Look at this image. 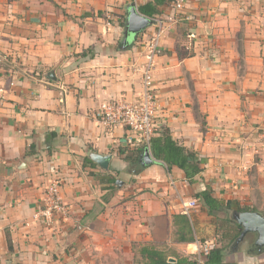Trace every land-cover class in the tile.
<instances>
[{
  "label": "crops",
  "instance_id": "obj_1",
  "mask_svg": "<svg viewBox=\"0 0 264 264\" xmlns=\"http://www.w3.org/2000/svg\"><path fill=\"white\" fill-rule=\"evenodd\" d=\"M149 1L0 0V264H144L143 245L168 250L171 261L199 254V239H178L174 216L207 187L232 202L230 219L232 210L264 214V152L256 151L264 127V0L161 7L158 123L199 153L202 172L193 183L154 156L143 167L149 147L130 163L141 135L106 128L99 115L104 103L142 92L145 45L157 25L126 50L120 40L126 6L140 12ZM89 47L97 54L82 61L78 54ZM91 152L111 154L109 168ZM55 177L69 214L47 222L39 211ZM206 208L197 200L189 217L198 236L219 244ZM233 242L225 261L264 264V253L248 254L243 244L226 254Z\"/></svg>",
  "mask_w": 264,
  "mask_h": 264
},
{
  "label": "trees",
  "instance_id": "obj_2",
  "mask_svg": "<svg viewBox=\"0 0 264 264\" xmlns=\"http://www.w3.org/2000/svg\"><path fill=\"white\" fill-rule=\"evenodd\" d=\"M172 2L174 3L175 0H150L149 2L140 4L139 10L142 14L148 17L158 19L161 14V7ZM122 25L124 26V24ZM139 40L140 37H137L133 44L136 45L140 42ZM96 54L97 51L95 47H89L79 53L78 57L82 61H89L93 59ZM136 146L137 147L131 151V154L126 156V159L130 163L136 162L139 154L149 147L153 156L157 160L164 162L169 169H172L173 166L181 168L185 172V176L190 183H193L196 180V176L202 172L199 153L180 145L172 137L169 128H159L158 133L149 141L141 140ZM109 180L112 181V184H114L115 187L116 178H109ZM195 197L197 200L201 201L202 205L207 207L208 214L215 219L217 234L219 236V244H216L209 254L202 255L205 264H237L225 261L226 257L224 254V249L239 236L242 230L241 227L234 223L227 215L226 209L233 207L232 202L215 198L210 187L199 192ZM238 209L246 210L247 208L239 207ZM224 213L225 216L223 217ZM174 223L179 226L177 229L179 240L195 242L199 239L202 244L206 242L204 238L202 239L196 233V220L193 216L190 218L186 214H176L174 216ZM196 234L198 238H196ZM7 239L9 249L12 250V240L9 236ZM201 250L203 251L202 247ZM140 253L144 259V264H199L198 254L191 256L176 255L173 256L175 257V261H171V254L168 250L159 249L151 245H143L140 248Z\"/></svg>",
  "mask_w": 264,
  "mask_h": 264
},
{
  "label": "built area",
  "instance_id": "obj_3",
  "mask_svg": "<svg viewBox=\"0 0 264 264\" xmlns=\"http://www.w3.org/2000/svg\"><path fill=\"white\" fill-rule=\"evenodd\" d=\"M186 1L175 0V7L182 9ZM154 20L158 22L157 28L145 45L146 62L142 67V92L135 99H113L99 108L101 122L106 128L126 126L140 134L142 140L145 141H149L157 134L159 130L158 117L161 112V102L154 85V72L156 58L162 49L161 41L165 26L160 20ZM5 60L6 58L0 56V62ZM4 93L5 88L0 85V98L4 97ZM256 151L264 152V127L259 131V147ZM42 202L39 214L47 222H53L59 216H67L69 214V207L62 196L61 181L57 177L53 178L48 184ZM196 205V200L183 201V213L191 216L192 209ZM215 245L213 241H207L202 244L203 251L200 250L198 254L199 264H205L202 255L209 254Z\"/></svg>",
  "mask_w": 264,
  "mask_h": 264
},
{
  "label": "water",
  "instance_id": "obj_4",
  "mask_svg": "<svg viewBox=\"0 0 264 264\" xmlns=\"http://www.w3.org/2000/svg\"><path fill=\"white\" fill-rule=\"evenodd\" d=\"M157 25V21L151 17L141 14L134 3H129L126 6V18L124 23V30L120 43L121 50L126 48L133 42L135 37L149 27ZM90 158L104 169L109 168L111 154H101L91 152ZM156 162L149 149H146L140 156V163L143 167L151 165ZM118 183L119 180L117 181ZM231 219L235 220L242 227L240 236L232 243V245L225 250V253L237 251L242 244L246 252L251 255H260L264 253V214L257 211H230ZM249 234H253L254 240L252 242L246 241ZM174 260V259H171Z\"/></svg>",
  "mask_w": 264,
  "mask_h": 264
},
{
  "label": "rangeland",
  "instance_id": "obj_5",
  "mask_svg": "<svg viewBox=\"0 0 264 264\" xmlns=\"http://www.w3.org/2000/svg\"><path fill=\"white\" fill-rule=\"evenodd\" d=\"M136 263V262H135ZM139 264H141V262H138ZM137 264V263H136Z\"/></svg>",
  "mask_w": 264,
  "mask_h": 264
}]
</instances>
